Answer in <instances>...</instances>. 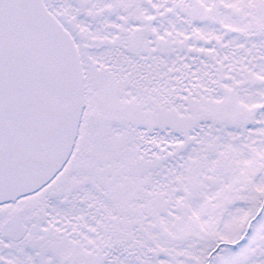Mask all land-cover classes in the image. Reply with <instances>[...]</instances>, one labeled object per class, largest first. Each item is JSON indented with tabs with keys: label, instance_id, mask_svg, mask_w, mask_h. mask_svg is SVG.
<instances>
[{
	"label": "snow or ice",
	"instance_id": "obj_1",
	"mask_svg": "<svg viewBox=\"0 0 264 264\" xmlns=\"http://www.w3.org/2000/svg\"><path fill=\"white\" fill-rule=\"evenodd\" d=\"M0 264H264V0H0Z\"/></svg>",
	"mask_w": 264,
	"mask_h": 264
}]
</instances>
